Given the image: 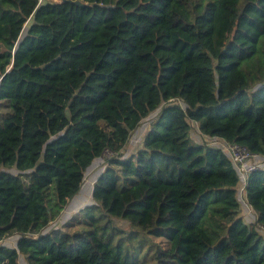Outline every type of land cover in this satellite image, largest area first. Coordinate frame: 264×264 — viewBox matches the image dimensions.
I'll list each match as a JSON object with an SVG mask.
<instances>
[{
    "label": "trees",
    "instance_id": "obj_1",
    "mask_svg": "<svg viewBox=\"0 0 264 264\" xmlns=\"http://www.w3.org/2000/svg\"><path fill=\"white\" fill-rule=\"evenodd\" d=\"M194 125L264 157V0H0V264H264V167Z\"/></svg>",
    "mask_w": 264,
    "mask_h": 264
},
{
    "label": "rangeland",
    "instance_id": "obj_2",
    "mask_svg": "<svg viewBox=\"0 0 264 264\" xmlns=\"http://www.w3.org/2000/svg\"><path fill=\"white\" fill-rule=\"evenodd\" d=\"M234 106H235V104H234ZM229 109H230V107L228 106V109H226V110H229ZM154 116H155V114H153L149 118H147V120L138 128L137 132L133 133V135L130 137V140L127 144V147L125 148L126 154L130 153L132 150H134L136 148V145H138V142L140 141L139 137L147 131L150 119H153ZM191 135L195 141L205 142V143H208L212 146L218 145V142L216 141V139H207V141H204L203 136H200V134L198 133L196 125H194V127H192ZM138 139H139V141H137ZM257 157H259V156H257ZM102 160H99L98 164L95 162L90 167L88 172L86 173L85 182H84V185L81 189V192H83L86 200H87V197L89 196V194H91V192H92V190L90 193L88 192V188L90 187V178L93 174L94 175L96 174L95 173L96 171L97 172L100 171L101 166H103ZM256 160H254V162L258 167H264V157H259V159L257 161ZM242 188H243V186L239 187V193H238V198L240 201V216L245 221V223H247V224L254 223V221H255L254 213H253L251 207L247 204V202L245 200V196H244L245 190ZM90 198H91V196H90ZM59 218H60L59 221H55L57 228L61 227L65 222H67L70 217L60 215ZM120 223H121L120 225L122 227H124V228L127 227L126 223H124V222H120ZM257 230L262 234L264 233L261 227H259Z\"/></svg>",
    "mask_w": 264,
    "mask_h": 264
},
{
    "label": "built area",
    "instance_id": "obj_3",
    "mask_svg": "<svg viewBox=\"0 0 264 264\" xmlns=\"http://www.w3.org/2000/svg\"><path fill=\"white\" fill-rule=\"evenodd\" d=\"M216 141L218 142V145L222 148V150L228 153L230 159L236 166L238 173L244 180L248 173L259 168L254 162H251L249 165H247L249 161L257 156L251 154L244 146L236 143H228L220 139ZM4 241L0 237V245L3 244Z\"/></svg>",
    "mask_w": 264,
    "mask_h": 264
},
{
    "label": "crops",
    "instance_id": "obj_4",
    "mask_svg": "<svg viewBox=\"0 0 264 264\" xmlns=\"http://www.w3.org/2000/svg\"><path fill=\"white\" fill-rule=\"evenodd\" d=\"M137 132V131H136ZM135 133V132H134ZM199 133V132H198ZM200 134V133H199ZM133 135V134H132ZM200 136H202V135H200ZM141 137H142V135L139 137L140 139H141ZM204 138V141H207V139H216V138H209V137H203ZM137 141H139V139L137 140ZM141 143V141H139L138 142V145ZM138 145H136V147H138ZM258 160L259 159V157H256V158H253L251 161H249L248 163H247V165H249L251 162H254V160ZM256 160V161H257ZM96 163L98 164L99 163V160L98 161H96ZM255 163V162H254ZM102 170H103V166H101V169H100V171H96L95 173V175L93 174L92 176H91V178H90V187L88 188V192L90 193L91 192V190H92V186H93V183H94V181H95V179L97 178V176L102 172ZM85 182V181H84ZM83 185H84V183H83ZM83 185H82V187H83ZM244 185V183L242 184V186ZM82 187H81V189H82ZM81 189H80V191L78 192V194L77 195H75L71 200H70V202H69V204L66 206V208L62 211V213H61V216H66V217H70L73 213H75L77 210H79L81 207H83V206H85V205H87V204H89L90 202H91V198H90V196H91V194H89V196L87 197V200L85 199V197H84V194H83V192H81ZM242 189H244V188H242ZM245 192V191H244ZM245 194V193H244ZM5 244L6 245H8V246H10V247H15V245H16V237H10V238H7L6 240H5ZM22 259V258H21ZM20 259V260H21Z\"/></svg>",
    "mask_w": 264,
    "mask_h": 264
}]
</instances>
